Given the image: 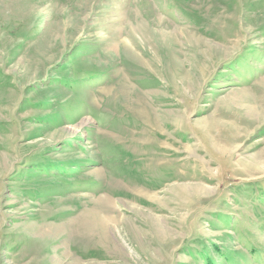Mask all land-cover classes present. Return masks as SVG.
I'll use <instances>...</instances> for the list:
<instances>
[{
    "label": "rangeland",
    "instance_id": "1",
    "mask_svg": "<svg viewBox=\"0 0 264 264\" xmlns=\"http://www.w3.org/2000/svg\"><path fill=\"white\" fill-rule=\"evenodd\" d=\"M0 264H264V0H0Z\"/></svg>",
    "mask_w": 264,
    "mask_h": 264
}]
</instances>
